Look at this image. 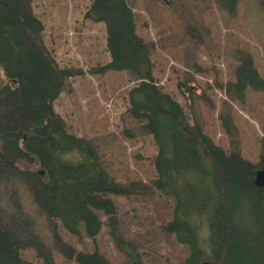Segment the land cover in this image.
<instances>
[{"label": "trees", "instance_id": "trees-1", "mask_svg": "<svg viewBox=\"0 0 264 264\" xmlns=\"http://www.w3.org/2000/svg\"><path fill=\"white\" fill-rule=\"evenodd\" d=\"M141 1L155 41L138 36L129 0H90L84 18L104 25L109 61L84 72L58 65L33 0H0V264H33L21 250L41 264H111L96 247L78 250L61 232L95 240L103 223L123 264H264V187L253 183L264 170V112L251 163L242 158L232 106L245 104L247 90L264 96V78L251 52L217 42L205 21L213 11L264 38V0ZM171 50L182 66L176 89L186 108L154 78L152 56ZM201 53L211 63L223 57L232 79L221 83L216 67L200 62ZM114 72L137 82L120 129L71 134L54 111L58 96L72 79ZM204 74L213 75L226 97L217 111L226 149L207 131L217 107L213 87L196 80ZM147 136L157 148L150 160L154 178L118 180L105 151ZM162 242L184 245L188 253L168 262L159 252Z\"/></svg>", "mask_w": 264, "mask_h": 264}, {"label": "rangeland", "instance_id": "rangeland-1", "mask_svg": "<svg viewBox=\"0 0 264 264\" xmlns=\"http://www.w3.org/2000/svg\"><path fill=\"white\" fill-rule=\"evenodd\" d=\"M90 6V0H33V12L42 20L43 41L52 53L59 66L77 67L88 72V69L109 61L105 47V28L84 18ZM136 21L137 34L145 40H156L149 16L141 0H129ZM206 25L211 29L217 42L222 45L235 44L252 53L255 66L264 78V38L252 32L241 20H227L215 12L205 16ZM200 62L213 64L219 71V81L225 83L232 79L231 68L223 57L216 58L213 63L209 57L201 53ZM153 74L157 85L164 92L172 95L179 104L186 108L185 101L176 89L177 74L182 66L175 51L156 52L152 56ZM202 87L211 85L216 111L207 117V131L213 141L227 148V140L219 127L217 111L225 94L213 85V75L196 76ZM53 104L54 111L67 123L71 134L75 136L93 137L117 132L121 126L122 116L129 106L128 91L137 85L134 77L127 72L107 73L103 76L85 74L68 82ZM235 124L241 139L242 158L256 163L258 158V139L262 136L259 120L264 112V96L247 90L244 105L232 104ZM111 162L112 170L118 180L122 177L141 179L148 182L155 173L150 160L157 155V148L152 137L121 141L113 148L105 151ZM120 212L129 206L123 199H116ZM105 220V217L102 218ZM65 240L78 250L91 251L95 247L105 254L111 264H123L124 258L112 244L109 230L103 223L102 229L91 240L83 236L81 239L71 237L61 231ZM164 260L175 263L185 258L187 247L177 244H161ZM20 257L41 264L30 250H21ZM59 264H76L72 261L59 260Z\"/></svg>", "mask_w": 264, "mask_h": 264}, {"label": "water", "instance_id": "water-1", "mask_svg": "<svg viewBox=\"0 0 264 264\" xmlns=\"http://www.w3.org/2000/svg\"><path fill=\"white\" fill-rule=\"evenodd\" d=\"M40 174L42 175L43 173L41 172ZM253 183L256 187H264V170L258 171L256 173ZM196 264H213V263L210 261H201Z\"/></svg>", "mask_w": 264, "mask_h": 264}, {"label": "crops", "instance_id": "crops-1", "mask_svg": "<svg viewBox=\"0 0 264 264\" xmlns=\"http://www.w3.org/2000/svg\"><path fill=\"white\" fill-rule=\"evenodd\" d=\"M96 25H99V26L103 27V25H102L101 23H98V24H96Z\"/></svg>", "mask_w": 264, "mask_h": 264}]
</instances>
